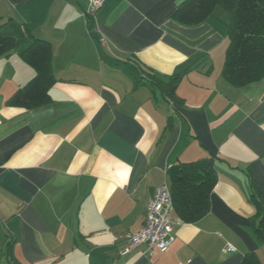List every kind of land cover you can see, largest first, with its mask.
<instances>
[{
    "label": "crops",
    "instance_id": "crops-1",
    "mask_svg": "<svg viewBox=\"0 0 264 264\" xmlns=\"http://www.w3.org/2000/svg\"><path fill=\"white\" fill-rule=\"evenodd\" d=\"M185 1L106 0L87 16L88 0H0L13 41L0 53V264H264L251 199L253 181L264 199V80L229 84L225 11L186 24ZM36 39L50 85L29 60ZM140 65L162 87L139 82ZM208 159L209 213L188 224L174 207L167 251L122 255L169 168Z\"/></svg>",
    "mask_w": 264,
    "mask_h": 264
},
{
    "label": "trees",
    "instance_id": "trees-1",
    "mask_svg": "<svg viewBox=\"0 0 264 264\" xmlns=\"http://www.w3.org/2000/svg\"><path fill=\"white\" fill-rule=\"evenodd\" d=\"M218 8L225 11L228 21L229 47L223 74L227 82L237 88L264 80V0H186L177 17L186 24H199L215 15ZM47 42L36 39L30 46L29 59L38 63L36 79L50 85L48 76L49 51ZM13 41L0 37V53L9 54ZM34 51V53H33ZM33 53V54H32ZM32 55L37 57L34 61ZM143 72L145 75H143ZM137 80L162 87L161 77L147 72L141 65L134 71ZM151 82V83H150ZM172 84V83H171ZM31 84L24 87L21 103H30ZM175 88V87H174ZM174 90L170 93L174 96ZM216 168L213 160L193 163H180L168 170L169 186L173 196L175 211L183 223L193 224L205 217L210 211V198L217 183ZM251 199L256 214L252 230L256 239L264 244V199L251 183ZM242 264H261L256 254H247Z\"/></svg>",
    "mask_w": 264,
    "mask_h": 264
},
{
    "label": "built area",
    "instance_id": "built-area-1",
    "mask_svg": "<svg viewBox=\"0 0 264 264\" xmlns=\"http://www.w3.org/2000/svg\"><path fill=\"white\" fill-rule=\"evenodd\" d=\"M105 2L106 0H88L85 14L95 16L103 8ZM173 211V196L169 183L165 181L147 205V218L144 226L137 232L124 236L126 245L122 255H127L132 249L143 245L147 246V252L154 249L160 252L167 251L174 240V228L178 223L172 217ZM234 251L232 246L227 247V252Z\"/></svg>",
    "mask_w": 264,
    "mask_h": 264
}]
</instances>
